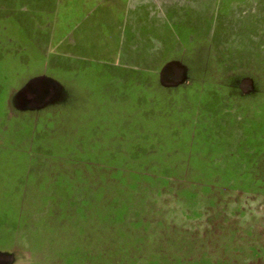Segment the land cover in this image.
Segmentation results:
<instances>
[{
  "label": "rangeland",
  "instance_id": "374dc122",
  "mask_svg": "<svg viewBox=\"0 0 264 264\" xmlns=\"http://www.w3.org/2000/svg\"><path fill=\"white\" fill-rule=\"evenodd\" d=\"M217 74L193 115L170 108L152 134L147 115H84L98 105L76 98L0 115V252L13 264H264V87L252 71ZM243 77L257 88L230 87Z\"/></svg>",
  "mask_w": 264,
  "mask_h": 264
},
{
  "label": "crops",
  "instance_id": "0c3cea01",
  "mask_svg": "<svg viewBox=\"0 0 264 264\" xmlns=\"http://www.w3.org/2000/svg\"><path fill=\"white\" fill-rule=\"evenodd\" d=\"M261 54L264 0H0V115L76 98L98 105L84 115L113 104L147 115L152 134L172 111L193 115L221 69L252 71L264 87ZM241 83L257 88L249 77L230 87Z\"/></svg>",
  "mask_w": 264,
  "mask_h": 264
},
{
  "label": "water",
  "instance_id": "95a60500",
  "mask_svg": "<svg viewBox=\"0 0 264 264\" xmlns=\"http://www.w3.org/2000/svg\"><path fill=\"white\" fill-rule=\"evenodd\" d=\"M173 67H175V64H169L167 65L165 69L166 71H170ZM16 258L13 254H8L5 252H0V264H13L15 262Z\"/></svg>",
  "mask_w": 264,
  "mask_h": 264
},
{
  "label": "trees",
  "instance_id": "16d2710c",
  "mask_svg": "<svg viewBox=\"0 0 264 264\" xmlns=\"http://www.w3.org/2000/svg\"><path fill=\"white\" fill-rule=\"evenodd\" d=\"M258 62L255 63L256 66L258 65L259 67V70H260V73L262 76H264V54H261L259 57H258Z\"/></svg>",
  "mask_w": 264,
  "mask_h": 264
},
{
  "label": "flooded vegetation",
  "instance_id": "af4514ba",
  "mask_svg": "<svg viewBox=\"0 0 264 264\" xmlns=\"http://www.w3.org/2000/svg\"><path fill=\"white\" fill-rule=\"evenodd\" d=\"M240 90H241L242 92H243V91H248V90H249V87H247V86H243L242 83H241Z\"/></svg>",
  "mask_w": 264,
  "mask_h": 264
}]
</instances>
